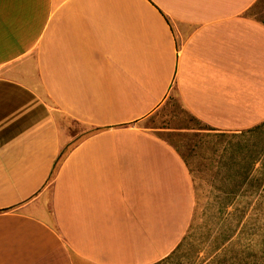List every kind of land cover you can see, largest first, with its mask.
<instances>
[{
  "label": "crops",
  "instance_id": "1",
  "mask_svg": "<svg viewBox=\"0 0 264 264\" xmlns=\"http://www.w3.org/2000/svg\"><path fill=\"white\" fill-rule=\"evenodd\" d=\"M257 1L0 0V264L178 248L195 177L143 123L170 97L215 131L264 121ZM72 123L87 128L70 146Z\"/></svg>",
  "mask_w": 264,
  "mask_h": 264
},
{
  "label": "rangeland",
  "instance_id": "2",
  "mask_svg": "<svg viewBox=\"0 0 264 264\" xmlns=\"http://www.w3.org/2000/svg\"><path fill=\"white\" fill-rule=\"evenodd\" d=\"M264 23V0H258L248 11ZM172 143L187 160L196 186V206L190 229L172 256L157 264H264V165L257 163L245 191L230 195L226 203L219 200L215 188L239 183L236 167L229 163V178L217 173L220 156L232 132L202 129L178 98L168 101L143 123ZM69 132L75 136L73 146L86 134V126L72 123ZM237 141V138H233ZM239 153V147H237Z\"/></svg>",
  "mask_w": 264,
  "mask_h": 264
},
{
  "label": "trees",
  "instance_id": "3",
  "mask_svg": "<svg viewBox=\"0 0 264 264\" xmlns=\"http://www.w3.org/2000/svg\"><path fill=\"white\" fill-rule=\"evenodd\" d=\"M202 124V129L214 130V128L210 125H207L205 123ZM231 134L232 139L228 141V146H226L224 149L225 151L230 152L229 157H227L228 161H225L224 156H220L219 164L217 167V174L220 175V178L222 180L224 168V178L225 181H227L229 178L228 170L230 163L232 169L236 167V172L232 173L230 177L235 175L239 183L237 184L235 189H229L226 185L223 186V184L215 188V192H217L218 199L222 200L224 203H226V199H228V196H237L241 194V192L246 190L257 163L260 162L264 165V121L253 127H249L238 132H232ZM235 137L237 138V141H233V138ZM237 147H239V153H237ZM67 150L68 148L66 147L61 151L57 161H59L65 155ZM185 161L187 163L186 159ZM172 254H170L159 262L170 258Z\"/></svg>",
  "mask_w": 264,
  "mask_h": 264
}]
</instances>
